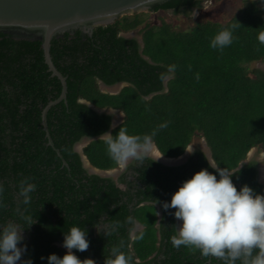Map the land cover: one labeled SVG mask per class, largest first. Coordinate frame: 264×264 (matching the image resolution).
<instances>
[{"label": "trees", "instance_id": "16d2710c", "mask_svg": "<svg viewBox=\"0 0 264 264\" xmlns=\"http://www.w3.org/2000/svg\"><path fill=\"white\" fill-rule=\"evenodd\" d=\"M198 4L199 0H172L155 11L184 13ZM144 16H125L98 27L91 37L77 32L52 40V61L67 82L66 100L51 107L46 116L54 147L42 126V111L60 97L62 85L48 72L39 41L0 33V185L4 188L0 224L18 221L25 229L27 251L22 260L47 264L50 254L62 257L67 250L57 244L78 226L86 230L89 248L72 251L80 260L93 259L95 264H104L110 248L117 245H122L130 264H222L197 249L172 245L175 209L165 210L163 204L202 169L219 179L217 167L232 174L237 191L247 185L264 195L256 161L239 168L252 149L264 151V71L248 67L264 62V0H242L226 22L203 20L185 31L165 20L154 27L147 23L141 50L137 39L122 34L145 25ZM232 24L237 25L232 44L223 50L212 48L214 36ZM99 81L106 86L127 85L112 95L100 90ZM81 100L99 110L124 114L112 135L121 126L131 135L155 132L154 143L167 158L182 156L195 138L205 140L216 168L206 151L197 148L181 166L168 167L152 159L134 161L118 182L89 174L74 147L84 138H97L84 148V155L99 170L116 169L117 162L98 139L110 131L115 115L99 113ZM162 124L167 126L161 128ZM24 179L36 185L29 205L18 195ZM21 213L36 222L28 227L19 220ZM137 222L144 229L132 239ZM113 224L118 227L110 231L107 226Z\"/></svg>", "mask_w": 264, "mask_h": 264}, {"label": "clouds", "instance_id": "9594fccd", "mask_svg": "<svg viewBox=\"0 0 264 264\" xmlns=\"http://www.w3.org/2000/svg\"><path fill=\"white\" fill-rule=\"evenodd\" d=\"M236 26L232 24L220 30L212 39L211 47L223 50L230 46ZM261 39L264 40V36ZM166 126L160 125L161 128ZM155 135V132L143 136L131 135L126 127L121 126L115 135L111 132L101 134L99 141L106 146L110 158L124 169L130 161L143 162L152 159L153 162L163 156L154 143ZM215 170L219 179L207 169H202L183 181L172 194L170 201L163 204L165 210L175 209L173 215L179 224L181 221L175 235L171 237L172 245L177 248L185 246L197 249L203 257L217 258L222 264H264V195L255 193L247 185L237 191L232 182V174L219 167ZM119 187L123 189L122 185ZM19 189L18 195L22 198V203L29 205L36 185L24 179L20 182ZM3 192V185H0V195ZM19 220L28 224V227L36 222L25 213L20 214ZM117 227L114 224L107 226L110 231H115ZM136 228L135 232L144 229L138 222ZM24 230L18 221L0 224V264H33L31 259H21L27 251V246L23 243ZM135 232L132 239L135 238ZM87 235L84 228L71 227L64 233L63 243L57 244L67 250L66 253L62 257L50 254L46 258L47 264H95L93 259L80 260L72 251L75 249L84 252L89 248ZM104 264H130V259L122 251V245H117L110 248Z\"/></svg>", "mask_w": 264, "mask_h": 264}, {"label": "water", "instance_id": "95a60500", "mask_svg": "<svg viewBox=\"0 0 264 264\" xmlns=\"http://www.w3.org/2000/svg\"><path fill=\"white\" fill-rule=\"evenodd\" d=\"M169 1L172 0H0V33L16 40L39 41L48 72L51 73L52 77H56L62 85L60 97L56 101L49 103L42 111V126L47 133L49 145L54 147L48 131L47 113L55 104L66 100L67 95L66 77L57 70L50 54L52 40L63 37L65 34L75 35L77 32H81L83 36L91 37L94 30L98 27L112 25L125 16L154 13L158 6ZM101 86L103 87L104 85ZM81 102L99 113H120L121 117H124L117 110H99L88 102L83 100ZM122 122L123 119L118 124H116V120L113 121L109 132ZM95 139L84 138L81 141L83 144L81 142L77 143L74 151L80 155L83 166L89 174L104 178L111 177L115 173L113 172L114 170H99L93 167L84 155V148ZM190 149L186 150V155L191 153ZM205 151L209 162L216 168L207 146H205ZM57 153L62 158L58 150ZM185 154L180 159L178 158L179 160L162 156L164 159L169 160L168 163L158 159L155 161L164 166H178L183 163L182 160L183 157L185 158ZM247 163L246 159L240 163L239 168ZM64 165H66V162H64ZM258 177L260 179L259 169ZM161 217L160 211L159 222ZM159 222L157 226H159ZM179 222L181 224V221Z\"/></svg>", "mask_w": 264, "mask_h": 264}, {"label": "rangeland", "instance_id": "374dc122", "mask_svg": "<svg viewBox=\"0 0 264 264\" xmlns=\"http://www.w3.org/2000/svg\"><path fill=\"white\" fill-rule=\"evenodd\" d=\"M215 1L216 2L213 3V0H211V4L213 3V5H211L210 2H208L207 5L205 4L206 8L204 9L203 14L201 11H199L201 13H198L196 11L194 13H191L190 15L189 14L185 15L182 13H175L173 10L159 11L158 13H143L145 14L144 18L146 19L145 25L141 26L140 28L134 31L126 33L125 35L128 36L129 34H131L134 35V37L140 39L141 36L143 35V29L145 28V26H147L146 25L147 23L149 27H154L160 25L162 20H165L167 23L171 24L174 29L181 31H185L194 27L196 25V21L200 19L201 21L211 20L215 22L224 23L230 18L231 15H233L234 12L238 10V8L242 4V0H215ZM248 67L250 69L254 68L264 71V62H255L249 64ZM114 115H115V119H117L116 124L120 123L121 122L120 120H122L123 117H121L120 113H116ZM203 143L204 142L203 140H201V138H195L189 146V148H191L190 149L191 153L187 155L186 159L190 157L189 155H192V152L196 148L201 149ZM81 144L83 143L81 142ZM186 159H183L182 162H185ZM247 161L248 162L256 161L259 170L261 168H264V153L262 152L260 147L254 148L252 151H250ZM118 170H120L119 167L113 171L115 173H113V176H111L112 178L118 179L120 175V172ZM260 180L264 185V180L261 178Z\"/></svg>", "mask_w": 264, "mask_h": 264}, {"label": "flooded vegetation", "instance_id": "af4514ba", "mask_svg": "<svg viewBox=\"0 0 264 264\" xmlns=\"http://www.w3.org/2000/svg\"><path fill=\"white\" fill-rule=\"evenodd\" d=\"M208 2H210V4H211V0H199V4L196 6V7H194V8H192L191 10H190V12H188V11H184V13H182V14H185V15H190L191 13H194V12H198V13H201L202 12V14H203V11H204V9L206 8L205 7V4L207 5L208 4ZM216 1L215 0H213V3H215ZM213 3L211 4V5H213ZM199 11H201V12H199ZM154 13H158V12H154ZM209 21H211V20H209ZM197 22H201V19L200 20H198V21H196V23ZM212 22H215V21H212ZM122 36L123 37H125V38H127V39H137V41H138V43L140 44V47H141V50L143 49V47H144V44H143V40H142V36H141V38L140 39H138V38H136V37H134V35H131V34H129L128 36L127 35H125V34H122ZM101 85H104L103 87L101 86ZM127 84H125V83H117V84H115V85H113V86H106L104 83H102V82H100L99 81V87H100V90L102 91V92H104V93H109V94H118L119 92H120V90L123 88V87H125ZM51 103V102H50ZM114 120H117V119H115V117H114ZM121 121V120H120ZM205 143H203V145H202V147H201V149L202 150H205ZM197 150V148L192 152V155H193V153L195 152ZM186 159V158H185ZM187 160V159H186ZM134 161H130L129 163H128V165H127V167L130 165V164H132ZM183 164V163H182ZM184 164H185V162H184ZM118 167L120 168V175L123 173V172H125V170H126V168H121L119 165H118ZM117 169V168H116ZM258 167H257V175H258ZM119 175V176H120ZM260 178H261V170H260ZM114 180L116 181V182H118V179H115L114 178ZM260 181V182H259ZM258 182L260 183V184H262L263 185V183L261 182V180L260 179H258ZM119 185H121V184H118V186ZM123 186V189H125V187H124V185H122ZM263 187H264V185H263ZM264 189V188H263ZM159 210H161L160 208H158V216H159ZM179 226H180V224L178 223V219H177V229L179 228ZM137 230V228H136V225H135V227H134V229L132 230V234H133V236H134V232ZM135 233H137V232H135Z\"/></svg>", "mask_w": 264, "mask_h": 264}, {"label": "bare ground", "instance_id": "6f19581e", "mask_svg": "<svg viewBox=\"0 0 264 264\" xmlns=\"http://www.w3.org/2000/svg\"><path fill=\"white\" fill-rule=\"evenodd\" d=\"M159 154H160V153H159ZM183 158H184V157H183ZM158 160H161V161H163V162H165V163H168V161H169V160L164 159L163 157L159 158ZM260 170H261V179L264 180V168H261Z\"/></svg>", "mask_w": 264, "mask_h": 264}, {"label": "crops", "instance_id": "0c3cea01", "mask_svg": "<svg viewBox=\"0 0 264 264\" xmlns=\"http://www.w3.org/2000/svg\"><path fill=\"white\" fill-rule=\"evenodd\" d=\"M142 229V228H141Z\"/></svg>", "mask_w": 264, "mask_h": 264}]
</instances>
